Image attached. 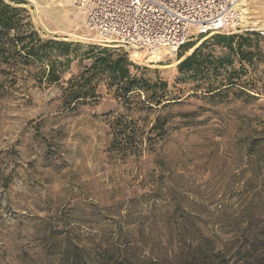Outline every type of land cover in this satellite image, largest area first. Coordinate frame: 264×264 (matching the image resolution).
Masks as SVG:
<instances>
[{"label": "rangeland", "instance_id": "374dc122", "mask_svg": "<svg viewBox=\"0 0 264 264\" xmlns=\"http://www.w3.org/2000/svg\"><path fill=\"white\" fill-rule=\"evenodd\" d=\"M5 1L22 9V25L30 14L42 38L76 45L61 83L40 81L38 65L0 74V264H62L63 252L76 248L92 259L107 250L133 262L179 264L197 254L209 264H264V91L208 92L241 67L209 64L230 55L221 37L259 34L262 58L254 62L264 79V28L199 35L155 63L97 42L74 4L59 27L52 13L63 0H37L39 9ZM248 9L264 22V0ZM191 46L200 49L199 72L162 67L185 60ZM91 47L126 53L133 74L167 81L181 103L125 102L102 80L96 100L68 107L62 88L91 63Z\"/></svg>", "mask_w": 264, "mask_h": 264}, {"label": "trees", "instance_id": "16d2710c", "mask_svg": "<svg viewBox=\"0 0 264 264\" xmlns=\"http://www.w3.org/2000/svg\"><path fill=\"white\" fill-rule=\"evenodd\" d=\"M21 12L22 9L12 6L5 0H0V67H3L0 74L16 75L18 70L22 71L23 69L30 72L38 65L41 74L40 81H45L47 84L63 82L64 74L73 60L70 56V49L76 44L42 38L35 29L30 14L26 17L27 22L24 25L21 24ZM27 12L25 10V13ZM252 35L256 36L257 43L253 42ZM221 38L228 40L230 55L209 62V64L213 65L215 70L224 65L234 66L236 62L241 67L240 69L233 67L231 74L226 78V82L218 88H210L208 92L212 95L232 89H237L239 93L245 91L263 92L264 79L257 77V67L254 62L256 57L262 58V49L258 44L260 41L259 34L247 33L241 36L233 35ZM237 39L240 41H238V46L234 48L232 42ZM253 46L256 47L255 52L249 50ZM115 51L101 47L89 49L85 54V59L90 60L91 63L85 66L80 74H73L66 81L68 86L62 88L64 102L68 107H76L79 104L87 103L88 100H96L99 97L97 89L102 80L107 81L110 89L115 88L116 97L125 102L137 97L151 109L154 106L167 108L181 103V97L170 98L171 95L167 91L169 85L167 81L152 84L143 76L133 74L132 68L138 69V67L129 61L126 53L116 54ZM199 54L200 49H197L180 63L179 68L199 72L203 65V61H198ZM60 55L65 56L64 61L59 59ZM245 62L253 67L254 75L246 68ZM243 76L248 78L244 80ZM14 78V80L18 79L17 76ZM223 87L225 88L222 89ZM80 250V248L65 250L62 254V264H172L151 263L146 260L133 262L129 258L120 260L108 253L107 250L98 253L96 259H92L83 257ZM206 258H201L196 254L193 255V258L182 260L179 264H209L208 258Z\"/></svg>", "mask_w": 264, "mask_h": 264}, {"label": "built area", "instance_id": "2783aa9c", "mask_svg": "<svg viewBox=\"0 0 264 264\" xmlns=\"http://www.w3.org/2000/svg\"><path fill=\"white\" fill-rule=\"evenodd\" d=\"M244 1L75 0L74 6L97 42L160 56L164 50L178 53L199 35L248 31Z\"/></svg>", "mask_w": 264, "mask_h": 264}, {"label": "bare ground", "instance_id": "6f19581e", "mask_svg": "<svg viewBox=\"0 0 264 264\" xmlns=\"http://www.w3.org/2000/svg\"><path fill=\"white\" fill-rule=\"evenodd\" d=\"M28 1H30V2H32L33 4H35V6L37 7V9H39L40 8V6H39V2L37 1V0H28ZM49 2V4H52V1H54V0H48ZM252 0H245L244 2H243V6H242V8H243V10H244V13H245V16H244V21L247 23V24H249V25H255V26H257V25H259L261 28H264V22H263V20H261L260 19V17L258 16V17H255V16H248L249 15V13H250V11H249V9H248V5H249V3L251 2ZM75 3V0H63V2H62V4L60 5V4H58V5H60V6H62L63 8L61 9V10H56V11H54V13H52V15H53V17H54V19L56 20V22H57V24H59V27H61L63 24H64V22H65V20L67 19V14H68V12H70L69 10V6L70 5H72V4H74ZM50 6V5H49ZM261 10V9H260ZM40 11V10H39ZM62 12H65V15H62L63 13ZM258 12V11H257ZM251 14V13H250ZM258 14V13H257ZM76 16V15H75ZM46 29L50 32V33H56V31H53L51 28H49V27H46ZM209 34H211V35H213V34H215V33H209ZM76 36V35H75ZM77 37V36H76ZM79 37V36H78ZM82 37V36H81ZM75 38V37H74ZM194 39H191L189 42H192ZM188 42V43H189ZM187 43V44H188ZM194 46H191L190 47V49H189V51H188V54H191L192 52H193V50H194ZM133 53H132V56H133V58H139V57H141L142 56V54L144 53L142 50H140V49H134V51H132ZM165 55H169V56H171V58L172 57H175V56H177V53L176 52H174V51H172V50H164V52H163ZM185 56V55H184ZM146 57H149V60L151 61V62H155V63H158V62H160V61H162V57L161 56H158V55H153V56H146ZM176 58V57H175ZM184 59V57H178L173 63H171V64H167V65H164V66H162L163 68H169V67H175V65H177V64H179V63H181L182 62V60ZM136 60V59H135ZM138 62V61H137ZM161 67V68H162Z\"/></svg>", "mask_w": 264, "mask_h": 264}]
</instances>
